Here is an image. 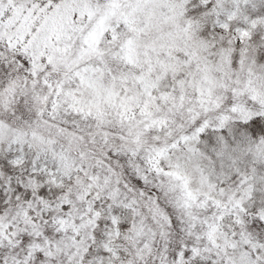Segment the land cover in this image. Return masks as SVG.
<instances>
[{"label":"snow or ice","instance_id":"1","mask_svg":"<svg viewBox=\"0 0 264 264\" xmlns=\"http://www.w3.org/2000/svg\"><path fill=\"white\" fill-rule=\"evenodd\" d=\"M0 264H264V0H0Z\"/></svg>","mask_w":264,"mask_h":264}]
</instances>
